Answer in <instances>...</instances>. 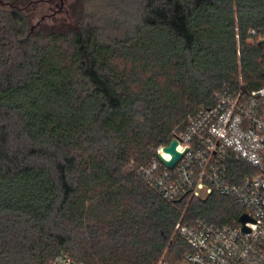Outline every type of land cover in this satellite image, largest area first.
I'll list each match as a JSON object with an SVG mask.
<instances>
[{"label": "trees", "instance_id": "trees-1", "mask_svg": "<svg viewBox=\"0 0 264 264\" xmlns=\"http://www.w3.org/2000/svg\"><path fill=\"white\" fill-rule=\"evenodd\" d=\"M104 11L73 33L32 34L0 9V264H174L189 250L177 222L243 212L217 193L168 202L136 170L223 84L264 83V0Z\"/></svg>", "mask_w": 264, "mask_h": 264}, {"label": "built area", "instance_id": "built-area-1", "mask_svg": "<svg viewBox=\"0 0 264 264\" xmlns=\"http://www.w3.org/2000/svg\"><path fill=\"white\" fill-rule=\"evenodd\" d=\"M173 139L181 155L170 167L164 161L172 154L163 148ZM136 171L168 202L217 193L250 217L220 225L203 218L177 222L175 232L189 250L174 264H264V83L253 89L223 84ZM50 264L81 263L59 253ZM157 264L172 263L164 254Z\"/></svg>", "mask_w": 264, "mask_h": 264}, {"label": "rangeland", "instance_id": "rangeland-1", "mask_svg": "<svg viewBox=\"0 0 264 264\" xmlns=\"http://www.w3.org/2000/svg\"><path fill=\"white\" fill-rule=\"evenodd\" d=\"M0 9L19 10L27 17L32 34L73 33L87 24L99 23L107 15L104 0H64L59 12H54L58 7L51 10L42 0H0ZM129 166L133 169V162Z\"/></svg>", "mask_w": 264, "mask_h": 264}, {"label": "water", "instance_id": "water-1", "mask_svg": "<svg viewBox=\"0 0 264 264\" xmlns=\"http://www.w3.org/2000/svg\"><path fill=\"white\" fill-rule=\"evenodd\" d=\"M175 146H176V140L173 139L170 141V143L168 145H166L163 150L166 152H169L172 154V158L169 161H164V163L170 167H172L175 162L179 159L180 157V153L177 152L175 150ZM238 220L242 223H245L246 221L250 220V217L246 214V213H242L240 214V216L238 217ZM244 230H248L246 227H244Z\"/></svg>", "mask_w": 264, "mask_h": 264}, {"label": "flooded vegetation", "instance_id": "flooded-vegetation-1", "mask_svg": "<svg viewBox=\"0 0 264 264\" xmlns=\"http://www.w3.org/2000/svg\"><path fill=\"white\" fill-rule=\"evenodd\" d=\"M42 2H46L51 10L58 7L54 12L61 11L64 5V0H42Z\"/></svg>", "mask_w": 264, "mask_h": 264}]
</instances>
